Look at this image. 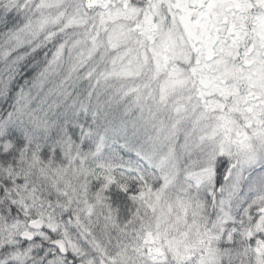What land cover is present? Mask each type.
Masks as SVG:
<instances>
[{
	"label": "snow or ice",
	"instance_id": "snow-or-ice-1",
	"mask_svg": "<svg viewBox=\"0 0 264 264\" xmlns=\"http://www.w3.org/2000/svg\"><path fill=\"white\" fill-rule=\"evenodd\" d=\"M0 264H264V0H0Z\"/></svg>",
	"mask_w": 264,
	"mask_h": 264
}]
</instances>
